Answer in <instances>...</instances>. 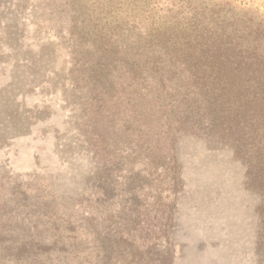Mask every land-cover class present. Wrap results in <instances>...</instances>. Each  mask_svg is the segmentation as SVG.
Segmentation results:
<instances>
[{"label": "rangeland", "instance_id": "1", "mask_svg": "<svg viewBox=\"0 0 264 264\" xmlns=\"http://www.w3.org/2000/svg\"><path fill=\"white\" fill-rule=\"evenodd\" d=\"M189 25L237 50L244 117L157 60ZM261 98L264 0H0V264H264Z\"/></svg>", "mask_w": 264, "mask_h": 264}, {"label": "trees", "instance_id": "2", "mask_svg": "<svg viewBox=\"0 0 264 264\" xmlns=\"http://www.w3.org/2000/svg\"><path fill=\"white\" fill-rule=\"evenodd\" d=\"M197 25L185 28L176 26L173 29L168 27L159 31L153 44L158 53L157 60L165 58L169 62V70L185 74V82H182L185 87L198 90L197 102L199 105L206 104L213 125L220 122L219 119L244 117L247 112L242 107L251 104L254 106L255 99L252 98L247 104L240 99L245 94L239 77L244 66L236 63L235 59L239 56L237 50L233 47L222 48L220 40L214 39L211 31ZM162 64L164 63L160 61L159 65ZM251 73L253 74L252 70ZM251 80L254 78L251 77ZM250 91L245 92L249 94ZM262 100H259V106L264 109Z\"/></svg>", "mask_w": 264, "mask_h": 264}]
</instances>
